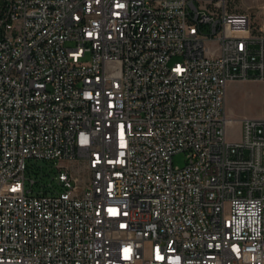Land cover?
<instances>
[{
    "label": "built area",
    "instance_id": "obj_1",
    "mask_svg": "<svg viewBox=\"0 0 264 264\" xmlns=\"http://www.w3.org/2000/svg\"><path fill=\"white\" fill-rule=\"evenodd\" d=\"M263 80L232 0H0V264H264Z\"/></svg>",
    "mask_w": 264,
    "mask_h": 264
},
{
    "label": "rangeland",
    "instance_id": "obj_2",
    "mask_svg": "<svg viewBox=\"0 0 264 264\" xmlns=\"http://www.w3.org/2000/svg\"><path fill=\"white\" fill-rule=\"evenodd\" d=\"M234 9L239 12H247L251 16L254 26L264 22V0H232ZM225 110L227 115L233 119L227 128L229 139L236 140L239 137V119L246 116L251 118H264V80L263 81H234L227 85L225 95ZM173 163L176 166L185 164V155L178 153L173 156ZM44 167L48 173L42 178L36 177L32 171H28L29 177H34L36 186L47 183L54 171L45 167L44 162H37ZM73 168L75 174L83 176V169L77 163L65 162Z\"/></svg>",
    "mask_w": 264,
    "mask_h": 264
},
{
    "label": "trees",
    "instance_id": "obj_3",
    "mask_svg": "<svg viewBox=\"0 0 264 264\" xmlns=\"http://www.w3.org/2000/svg\"><path fill=\"white\" fill-rule=\"evenodd\" d=\"M32 166H35V167L34 168L31 167L29 171H32L34 173V175H36V177L40 178V177H44L45 175H48V173L44 171V167H42V169H40V166L36 165L34 163L32 164ZM45 167H46V165H45Z\"/></svg>",
    "mask_w": 264,
    "mask_h": 264
}]
</instances>
